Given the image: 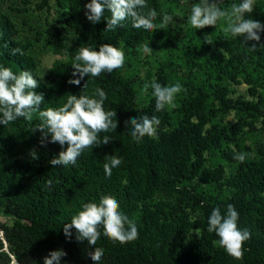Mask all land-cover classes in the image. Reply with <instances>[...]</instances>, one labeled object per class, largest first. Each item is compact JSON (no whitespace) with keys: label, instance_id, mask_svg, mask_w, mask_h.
<instances>
[{"label":"trees","instance_id":"trees-1","mask_svg":"<svg viewBox=\"0 0 264 264\" xmlns=\"http://www.w3.org/2000/svg\"><path fill=\"white\" fill-rule=\"evenodd\" d=\"M55 1L71 34L51 24L54 51L64 52L66 58L54 60L43 76L39 75L28 53L30 42L18 40L12 19L0 12V67H10L16 74L30 71L38 79L35 91L44 94L42 110L58 109L71 95L96 98L95 89L101 88L107 94L104 109L116 111L113 120L118 126L99 133L101 140L108 136L111 141L85 149L75 165L53 167L49 160L62 148L50 142L42 146L41 133L30 132L39 123L38 114L33 121L19 118L6 126L0 124V206L16 219L12 224L0 222V264H11L13 257L18 264H44V256L61 248L67 253L61 264H93L87 255L93 248L87 241H76L74 228L67 239L63 225L85 203L99 204L102 196L117 200L119 210L136 224L139 238L125 244L113 242L103 235L101 225V236L94 246L104 250L100 264H264V156L238 166L226 179L222 166L206 164V153L223 142H235L245 129L254 127V119L264 118V32L259 42H244L242 37L224 32L206 40L213 42L206 46L213 48L210 59H214L216 69L210 71L207 86L185 83V96L173 117L167 109L156 111L155 97L142 104L133 83L120 75V68L97 77L85 76L80 85L69 84L71 65L80 47L98 51L101 44L108 43L131 53L145 44L153 31L134 28L131 18L107 31L106 19L92 24L86 18L85 5L90 0ZM146 5L140 11L147 15L154 9L157 24L160 0H146ZM35 8L50 10L51 6L49 0H40ZM110 15L104 13L105 18ZM251 18L264 23V0H256ZM14 49L19 53L13 54ZM167 80L162 66L154 81L166 85ZM230 81L246 84L251 98L231 97ZM230 112H234L235 121H222ZM144 115L159 118L158 138L145 136L136 142L125 121ZM32 149L37 159H32ZM112 156L122 163L109 177L104 164L110 163ZM49 179L51 186L47 185ZM195 180L207 185L227 184L232 193L210 200L196 188ZM155 198L163 204H152ZM229 204L239 213L238 227L251 234L239 260L219 246L215 232L207 231L213 209L219 207L224 214ZM1 234L8 253L3 250Z\"/></svg>","mask_w":264,"mask_h":264},{"label":"clouds","instance_id":"clouds-1","mask_svg":"<svg viewBox=\"0 0 264 264\" xmlns=\"http://www.w3.org/2000/svg\"><path fill=\"white\" fill-rule=\"evenodd\" d=\"M222 0H199L191 7L189 17L190 24L195 29H203L207 26H216L219 21L224 20L226 27L225 34L233 38L242 37L244 42L261 40L260 33L264 32V23L251 18L256 0H241L240 3L231 4L230 8L222 9L219 5ZM147 7L146 0H90L85 5V16L92 24L107 20V31H113L122 26V23L131 18L132 26L136 29L143 28L152 32L156 29H164L174 21V17L164 14L160 25L154 23L157 13L153 9L147 15L141 9ZM110 12L108 18L104 17L105 12ZM248 14L249 18H245ZM211 44L213 42L208 41ZM262 45V44H261ZM255 50L256 45H251ZM152 48L145 44L142 51L151 54ZM19 53L14 49L13 54ZM125 62V54L121 48L104 43L99 50L89 47H80L78 54L72 63V77L69 84L80 85L85 76L97 77L101 73H111L122 68ZM39 86L38 79L34 78L30 71H21L19 74L13 72L10 67H0V124L6 126L19 118L26 121H33L38 114L39 123L30 129V132L41 133L40 144L47 142L58 143L62 150L58 155L49 160L53 167H67L75 165L82 152L94 145L108 144L111 140L104 136L101 140L99 133L114 131L117 128L116 111H105L104 102L107 94L101 88H96L94 96L71 95L58 109L47 108L42 110L44 94L35 91ZM86 86V82L84 87ZM152 88V95L155 97L156 111H163L166 108H175L176 96L182 91L183 86L177 82L172 85H162L152 81L145 84L144 89ZM126 126H131V136L136 142H140L145 136L158 138L157 128L160 120L153 115L151 118L130 117L125 121ZM67 145L66 149L64 145ZM32 159H37L35 149L30 150ZM233 159L243 163L246 159L245 153H235ZM121 159L112 156L110 163L104 164V171L107 176L112 175V169L119 167ZM53 181L49 179L47 185L51 186ZM120 205L114 197L102 196L99 204L94 202L85 203L83 209L73 216L69 223L63 225V232L67 239L72 237V229H75L77 242L87 241L88 246L93 250L87 255L93 264H100L104 255L102 248L94 247L101 236L100 226H103V235L112 240L125 244L139 238V232L134 221L123 214ZM239 213L232 204L227 206L226 213L222 214L219 207L213 209L208 218L207 231L215 232L219 237L218 244L224 248L228 255L236 258H243V244L250 239L251 234L247 229H240L237 221ZM67 253L61 248L50 251L44 256V264H61V258Z\"/></svg>","mask_w":264,"mask_h":264},{"label":"rangeland","instance_id":"rangeland-1","mask_svg":"<svg viewBox=\"0 0 264 264\" xmlns=\"http://www.w3.org/2000/svg\"><path fill=\"white\" fill-rule=\"evenodd\" d=\"M40 0H0V12H4L12 19L18 32L16 38L21 41L30 42L28 53L34 58L38 74L43 76L44 70L56 59H65L64 52L57 53L55 48V31L51 24H55L62 33L71 34L70 30L64 25L61 9L55 0H49L50 10H38L35 3ZM241 0H222V9L230 8L233 3H240ZM199 0H160L159 21L162 22L164 14L173 16L174 21L164 29H156L151 33L150 38L145 44L153 50L151 54L144 53L142 46L137 47L131 53L126 52L124 66L120 68V75L130 80L140 96L142 104H145L152 95V88L144 89V85L150 84L155 80V72L163 66L168 80L166 85L179 82L183 89L176 96L175 108H166L173 115L177 114L181 99L185 96L186 82L196 85L207 86L210 71L216 69L214 59H210L213 51L212 46H206V40L215 36L217 33L224 32L226 22L221 20L214 26H207L203 29H195L191 26L189 17L191 7ZM245 18H249L245 14ZM204 42L201 44V40ZM201 44V45H200ZM209 44V43H207ZM229 88L232 89L230 96H244L251 98L247 94V85L230 81ZM263 97H264V90ZM214 120H218L215 117ZM222 121L234 122V112L226 115ZM253 128L245 129L235 142H223L219 147L206 153V164L209 166H222L225 170V179L233 173L238 166L247 164L264 156V118L259 117L253 120ZM47 142V141H46ZM46 145V143H45ZM43 145V146H45ZM263 150V151H261ZM235 153H245L246 159L240 163L233 159ZM193 184L199 191L206 194L208 199L215 197H226L232 193V188L227 184H203L194 181ZM152 204H163V200L155 198ZM166 206V205H162ZM16 219L5 213L0 206V222L12 224ZM198 236L199 232L194 231ZM11 264H16L13 260Z\"/></svg>","mask_w":264,"mask_h":264},{"label":"water","instance_id":"water-1","mask_svg":"<svg viewBox=\"0 0 264 264\" xmlns=\"http://www.w3.org/2000/svg\"><path fill=\"white\" fill-rule=\"evenodd\" d=\"M2 235V240H3V245H4V248H3V250L6 252V253H8V244H7V242L5 241V239H4V235L3 234H1ZM9 256H10V254H9ZM10 258H11V256H10ZM14 258V257H13ZM15 259V258H14ZM16 260V259H15Z\"/></svg>","mask_w":264,"mask_h":264},{"label":"bare ground","instance_id":"bare-ground-1","mask_svg":"<svg viewBox=\"0 0 264 264\" xmlns=\"http://www.w3.org/2000/svg\"><path fill=\"white\" fill-rule=\"evenodd\" d=\"M13 261L16 263V261H15V259L13 258ZM16 264H18V263H16Z\"/></svg>","mask_w":264,"mask_h":264}]
</instances>
